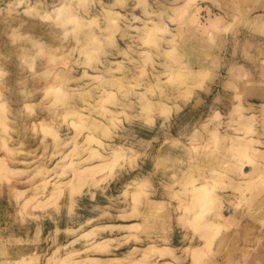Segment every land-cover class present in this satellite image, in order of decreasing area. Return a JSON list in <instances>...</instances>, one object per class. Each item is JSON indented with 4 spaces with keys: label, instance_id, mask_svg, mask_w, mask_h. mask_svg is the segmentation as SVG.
Returning a JSON list of instances; mask_svg holds the SVG:
<instances>
[{
    "label": "rangeland",
    "instance_id": "374dc122",
    "mask_svg": "<svg viewBox=\"0 0 264 264\" xmlns=\"http://www.w3.org/2000/svg\"><path fill=\"white\" fill-rule=\"evenodd\" d=\"M263 254L264 0H0V264Z\"/></svg>",
    "mask_w": 264,
    "mask_h": 264
},
{
    "label": "bare ground",
    "instance_id": "6f19581e",
    "mask_svg": "<svg viewBox=\"0 0 264 264\" xmlns=\"http://www.w3.org/2000/svg\"><path fill=\"white\" fill-rule=\"evenodd\" d=\"M195 52V51H194ZM196 59V58H195ZM245 173V172H244ZM124 225V224H123ZM134 225V224H133ZM130 226H132V225H130ZM127 227H129V226H127ZM261 250V249H260ZM261 253H263V252H261ZM261 253H259L258 254V256L261 254ZM264 255V254H263ZM262 257V256H261ZM258 258V257H257ZM260 258V257H259Z\"/></svg>",
    "mask_w": 264,
    "mask_h": 264
},
{
    "label": "crops",
    "instance_id": "0c3cea01",
    "mask_svg": "<svg viewBox=\"0 0 264 264\" xmlns=\"http://www.w3.org/2000/svg\"><path fill=\"white\" fill-rule=\"evenodd\" d=\"M135 224H137V223H135ZM127 225H129V226H130V225H133V223H132V224H127Z\"/></svg>",
    "mask_w": 264,
    "mask_h": 264
}]
</instances>
